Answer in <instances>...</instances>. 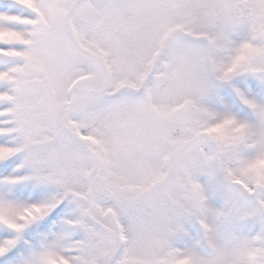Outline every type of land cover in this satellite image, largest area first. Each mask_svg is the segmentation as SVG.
<instances>
[{
	"label": "snow or ice",
	"instance_id": "snow-or-ice-1",
	"mask_svg": "<svg viewBox=\"0 0 264 264\" xmlns=\"http://www.w3.org/2000/svg\"><path fill=\"white\" fill-rule=\"evenodd\" d=\"M249 77L264 0H0V264H264Z\"/></svg>",
	"mask_w": 264,
	"mask_h": 264
},
{
	"label": "rangeland",
	"instance_id": "rangeland-1",
	"mask_svg": "<svg viewBox=\"0 0 264 264\" xmlns=\"http://www.w3.org/2000/svg\"><path fill=\"white\" fill-rule=\"evenodd\" d=\"M249 79L255 80L257 88L249 86L247 88L240 89L239 91L249 99L254 100L258 105H264V91H261V88H264V84H262L256 77H249ZM235 104L238 106L237 108L234 109L229 107L224 112H219L214 108H210V110L216 112L219 116L235 115L242 121H246L254 126H259L260 122L258 115L241 103L239 95L236 96ZM197 182L204 188L207 207L216 212L225 211L228 206L229 195L226 187L224 186L222 177H218L215 182L210 183L208 181V177L201 174L197 177ZM208 222V220L202 221L200 217L190 213L183 215L180 217V224L184 229L181 234V238L187 237L188 240H194V235L198 233L202 241L205 236L202 223ZM216 223L219 224V221H216ZM193 246V244H189L186 247L192 248Z\"/></svg>",
	"mask_w": 264,
	"mask_h": 264
},
{
	"label": "clouds",
	"instance_id": "clouds-1",
	"mask_svg": "<svg viewBox=\"0 0 264 264\" xmlns=\"http://www.w3.org/2000/svg\"><path fill=\"white\" fill-rule=\"evenodd\" d=\"M212 212H216V211H213V210H212ZM212 219H213V216L210 215L209 218H208L209 222H212Z\"/></svg>",
	"mask_w": 264,
	"mask_h": 264
}]
</instances>
